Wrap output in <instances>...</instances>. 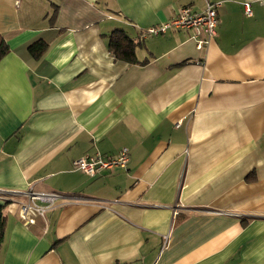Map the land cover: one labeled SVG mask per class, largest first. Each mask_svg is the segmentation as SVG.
<instances>
[{"label": "crops", "instance_id": "crops-1", "mask_svg": "<svg viewBox=\"0 0 264 264\" xmlns=\"http://www.w3.org/2000/svg\"><path fill=\"white\" fill-rule=\"evenodd\" d=\"M207 1L197 49L139 30L206 0H0V264H264V0ZM114 29L143 64L114 58ZM122 147L125 168L72 166ZM29 189L61 197L25 225Z\"/></svg>", "mask_w": 264, "mask_h": 264}, {"label": "built area", "instance_id": "built-area-1", "mask_svg": "<svg viewBox=\"0 0 264 264\" xmlns=\"http://www.w3.org/2000/svg\"><path fill=\"white\" fill-rule=\"evenodd\" d=\"M220 4L221 1L206 0L201 11H194L189 6L180 5L175 16L164 22L141 28L140 34L151 36L164 34L169 29H186L190 32V38L194 41L195 47L203 49L216 35L219 22L217 8ZM243 6L245 14L250 15V3L244 2ZM128 161V149L122 147L115 155L109 157H103L98 151L81 156L72 161V166L87 175H95L105 169L125 168ZM25 195L26 200L21 202L18 208V216L25 225L33 224L37 216H43L61 197V194L55 191L33 189H29Z\"/></svg>", "mask_w": 264, "mask_h": 264}, {"label": "trees", "instance_id": "trees-1", "mask_svg": "<svg viewBox=\"0 0 264 264\" xmlns=\"http://www.w3.org/2000/svg\"><path fill=\"white\" fill-rule=\"evenodd\" d=\"M108 49L113 54L115 59L121 60L129 64L144 63L138 61L135 55L137 43L131 39L122 29L112 30L108 36ZM47 48V43L43 39H37L29 43L26 47L28 53L39 58ZM9 51V47L5 40L0 37V59ZM5 205H0V242L3 238L5 217L3 208Z\"/></svg>", "mask_w": 264, "mask_h": 264}]
</instances>
